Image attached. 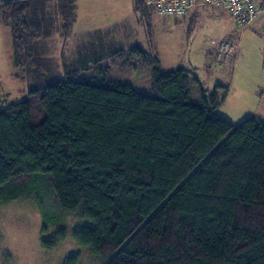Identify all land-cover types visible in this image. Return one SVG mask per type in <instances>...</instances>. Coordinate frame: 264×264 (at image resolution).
I'll use <instances>...</instances> for the list:
<instances>
[{"label":"trees","instance_id":"16d2710c","mask_svg":"<svg viewBox=\"0 0 264 264\" xmlns=\"http://www.w3.org/2000/svg\"><path fill=\"white\" fill-rule=\"evenodd\" d=\"M33 1L0 0L16 69L74 34L76 0H42L57 27L33 20ZM112 26L79 34L58 80L0 96V201L46 177L56 206L87 221L76 242L105 264H264V118L228 120L218 112L227 85L164 68ZM138 70L148 93L122 78Z\"/></svg>","mask_w":264,"mask_h":264},{"label":"rangeland","instance_id":"374dc122","mask_svg":"<svg viewBox=\"0 0 264 264\" xmlns=\"http://www.w3.org/2000/svg\"><path fill=\"white\" fill-rule=\"evenodd\" d=\"M76 5L74 34L69 39L52 36L54 47L48 46L46 57L36 59L25 70L14 67L11 32L0 22L1 97L22 98L28 91L58 80L63 76V54L76 50L81 32L120 23L123 46L136 43L151 48L164 68H191L207 88L227 85L228 95L218 112L228 120L237 124L252 116L264 118V13L243 28L227 11L212 6H198L182 18L151 10L142 19L134 0H76ZM44 6L42 0L33 1V20L57 27L50 8L45 12ZM222 39L237 49L226 62L217 61L215 53V42ZM122 78L137 91L148 93L147 71H133ZM47 180L39 176L20 187L11 199L0 201V264H65L73 255L78 257L76 264H105L107 259L94 256L76 242L74 232L87 221L56 206ZM59 230L65 234L63 239Z\"/></svg>","mask_w":264,"mask_h":264},{"label":"built area","instance_id":"2783aa9c","mask_svg":"<svg viewBox=\"0 0 264 264\" xmlns=\"http://www.w3.org/2000/svg\"><path fill=\"white\" fill-rule=\"evenodd\" d=\"M158 14L174 18L185 17L198 6H212L227 11L240 27H249L264 13L261 0H145ZM236 46L228 39L215 42L217 61L226 62L237 53ZM231 58V59H232Z\"/></svg>","mask_w":264,"mask_h":264},{"label":"crops","instance_id":"0c3cea01","mask_svg":"<svg viewBox=\"0 0 264 264\" xmlns=\"http://www.w3.org/2000/svg\"><path fill=\"white\" fill-rule=\"evenodd\" d=\"M76 15H77V10H76ZM255 22V21H254ZM102 29H104V28H102ZM96 30H98V29H96ZM85 32H87L86 30L84 31V32H81V33H85ZM80 33V34H81ZM12 41V40H11Z\"/></svg>","mask_w":264,"mask_h":264}]
</instances>
